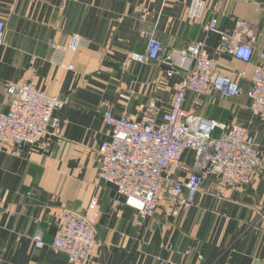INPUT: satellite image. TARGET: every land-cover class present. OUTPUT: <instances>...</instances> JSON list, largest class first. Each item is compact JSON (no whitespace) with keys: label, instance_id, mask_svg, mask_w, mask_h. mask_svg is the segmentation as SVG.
<instances>
[{"label":"crops","instance_id":"0c3cea01","mask_svg":"<svg viewBox=\"0 0 264 264\" xmlns=\"http://www.w3.org/2000/svg\"><path fill=\"white\" fill-rule=\"evenodd\" d=\"M190 1L0 0V20L6 19L0 78L32 82L67 102L56 111L62 132L51 144H0V264H197L199 255L201 264H264V171L251 184L233 188H221L211 175L191 210L175 216L162 200L144 222L114 185L98 177L100 146L110 134L103 112L160 117L183 77L172 61L133 58L146 48V31L177 52L206 39L210 57L241 93L230 99L217 92L189 94L185 107L247 126L264 159V119L252 113L248 95L254 70L263 63L264 0H205V20L216 15L224 29L240 19L251 24L256 38L250 62L220 50L219 37L188 18ZM74 34L83 42L67 55L65 62L74 65L68 70L64 50ZM8 108L1 86L0 112ZM194 168L195 153L187 151L176 177ZM93 197L100 206L93 261L70 263L51 246L59 218L64 209L85 212ZM38 227L46 242L41 248L33 240Z\"/></svg>","mask_w":264,"mask_h":264},{"label":"built area","instance_id":"2783aa9c","mask_svg":"<svg viewBox=\"0 0 264 264\" xmlns=\"http://www.w3.org/2000/svg\"><path fill=\"white\" fill-rule=\"evenodd\" d=\"M15 7L12 5L11 11ZM186 14L189 19L202 22L206 35L219 37L220 50L243 62L251 61L256 35L250 23L240 19L233 29H224L216 15L205 20V0H191ZM5 28L6 19L0 20V43ZM143 36L146 48L134 53L133 58L142 63L172 61L183 77L175 85L170 108L160 117L148 113L133 119L109 109L103 112L110 134L100 146L98 172L99 179L114 185L128 205L134 206L132 199L139 203L134 207L141 222L155 214L162 200L168 201L175 216L191 210L211 175L218 177L221 188H233L251 184L256 174L264 171V159L247 126L212 120L185 107L189 94L202 97L217 92L222 99H230L241 93L240 85L223 74L219 63L210 57L206 39L193 41L177 52L157 38L154 31H146ZM82 42V37L74 34L65 48L64 64L68 70H73L74 65L66 63V57L76 52ZM261 57L263 63L254 70L248 95L252 113L264 119V53ZM1 86L6 88L9 108L0 112V144L49 145L61 136L62 120L56 111L66 106V100L40 90L32 82H4L0 78ZM191 150L195 153V168L177 178V172L183 169L184 155ZM99 213L97 197L91 199L85 212L64 209L52 248L70 263L92 262ZM33 240L40 248L46 244L41 228L36 229Z\"/></svg>","mask_w":264,"mask_h":264},{"label":"rangeland","instance_id":"374dc122","mask_svg":"<svg viewBox=\"0 0 264 264\" xmlns=\"http://www.w3.org/2000/svg\"><path fill=\"white\" fill-rule=\"evenodd\" d=\"M152 62V61H151ZM158 62H160V61H158ZM161 62H166V61H161ZM149 63V62H148ZM174 66V65H173ZM174 69H176L175 67H174ZM250 130V129H249ZM251 132V131H250ZM258 149V148H257ZM261 155V154H260ZM99 176V175H98ZM225 188V187H224ZM131 203H132V205H139V203L138 202H136L135 200H131ZM134 206H131V207H133V208H136V207H134ZM137 209V208H136ZM138 210V209H137ZM139 212V211H138ZM96 244H97V242H96ZM95 248H96V246H95ZM95 251V250H94ZM200 256V255H199ZM200 259V258H199ZM202 260V259H201ZM201 260L199 261V263L201 264ZM198 264V263H197Z\"/></svg>","mask_w":264,"mask_h":264}]
</instances>
